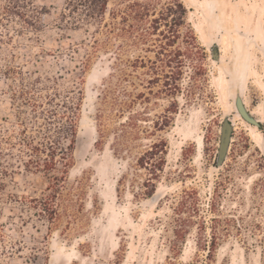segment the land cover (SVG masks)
I'll list each match as a JSON object with an SVG mask.
<instances>
[{
  "label": "rangeland",
  "instance_id": "rangeland-1",
  "mask_svg": "<svg viewBox=\"0 0 264 264\" xmlns=\"http://www.w3.org/2000/svg\"><path fill=\"white\" fill-rule=\"evenodd\" d=\"M32 3L30 9L39 11L41 43L18 35L20 21L7 20L12 15L2 10L6 4L0 0V57L1 49L15 46L24 59L39 56L51 66L54 59L44 53L61 50L60 66H75L87 49L91 61L84 74L75 162L56 198V220L28 219L32 210L20 212L21 204L10 198H41L49 186L46 177L19 172L7 178L1 193L2 263L163 264L172 202L185 195L179 264H207L214 234L211 264H264V0H110L100 24L87 0V32L70 30L63 37L58 27L66 0ZM85 14L79 7L73 16ZM122 16L159 22L129 18L125 23ZM162 16H185L203 50L199 54L189 48L183 26L172 48L184 64L181 89L175 93L165 90L163 79L148 83L156 76V52L168 44L159 32L172 34ZM129 23L137 27V46L123 35ZM149 27L155 28L153 35L140 38ZM4 66L0 61V69ZM2 74L0 90L6 86ZM114 89L118 107L113 106ZM239 94L260 128L239 115ZM8 110L9 101L0 95V117ZM227 119L233 125L231 143L219 166ZM162 141L166 164L160 178L148 183L150 173L139 159Z\"/></svg>",
  "mask_w": 264,
  "mask_h": 264
},
{
  "label": "trees",
  "instance_id": "trees-1",
  "mask_svg": "<svg viewBox=\"0 0 264 264\" xmlns=\"http://www.w3.org/2000/svg\"><path fill=\"white\" fill-rule=\"evenodd\" d=\"M1 1H5L6 4L2 10L12 15L7 20L20 21L22 29L18 35L25 37L29 43H41L43 37L41 22L39 16L35 15L39 14V11L30 9L34 6L32 0ZM109 2L110 0H90L93 17L99 24L108 12ZM79 7H84L85 16H73L79 11ZM122 18L125 23L129 22V18L152 23L159 22V19L150 20V16H122ZM162 19L166 23L165 27H169L167 33L172 34L166 36L165 32L160 31L159 28L154 33L156 35L160 31L159 34L165 35L168 39V44L160 46L161 49L156 52V60L152 62V71L156 76L148 83H159L163 79L165 90L175 93L181 89L179 82L183 75L184 64L182 60L176 58L172 48L175 47L173 43H176V40L183 35L181 31L183 26L186 28L185 37L188 39L186 43L189 48L192 51L196 50L199 54L203 50L198 45L193 29L187 24L185 16H162ZM2 21L3 19L0 23ZM58 28L63 31L62 37L66 36V32L70 30L85 29L87 32V0H66L65 12L60 17ZM154 30L155 28L149 27L144 30L140 38L147 39L153 35ZM123 31V35L127 36L130 43L137 46L140 39L138 40V36H135L136 25L129 23L128 28H124ZM8 40L12 42L11 37ZM82 45L87 48V38L83 40ZM85 50L86 56L78 64L75 66L67 64L61 67V50L44 53L46 59H54L53 64L47 66L41 62L39 56L24 59L22 51L15 46L1 49L4 56L0 57V61H3L5 66L0 69V72H3L6 86L0 90V95L9 101V112L5 117H0V220L4 216L1 208V193L5 190V180L13 178L19 172L42 175L49 180L48 189L41 198L31 197L20 201L11 195L12 201L15 200L21 204L20 212L31 209L32 215L28 219L34 216L44 223L52 224L56 220V198L75 162L74 154L84 100V74L91 61L90 56L87 58V49ZM72 52L76 53V48H73ZM74 61L75 57L70 56V62ZM136 61L145 65V62H141L142 60ZM131 66L135 68L134 65ZM112 93L113 106H121L116 89ZM166 148L167 144L163 141L153 143L139 159L140 166L150 173L151 178L148 183L160 178V173L163 172L166 164ZM154 192L155 189L151 196ZM172 203V216L165 226L169 253L163 264H179L177 260L185 236L183 216L188 209L185 195L174 197ZM192 208V211L197 209L195 205ZM2 232V225H0L2 238L0 241L5 239ZM216 246V234H214L208 249L207 264H211ZM35 257V255L33 258L29 257L28 261H32ZM0 264H3L1 260ZM197 264H203V262L199 261Z\"/></svg>",
  "mask_w": 264,
  "mask_h": 264
},
{
  "label": "water",
  "instance_id": "water-1",
  "mask_svg": "<svg viewBox=\"0 0 264 264\" xmlns=\"http://www.w3.org/2000/svg\"><path fill=\"white\" fill-rule=\"evenodd\" d=\"M214 58L219 61V50L217 46L213 49ZM235 106L239 113V115L244 119L246 122L253 126L261 127V123L253 116V114L248 110L242 96L239 94L235 100ZM233 130V125L231 124L230 120L227 119L222 127V137L218 151V165L221 166L229 152L230 143H231V134Z\"/></svg>",
  "mask_w": 264,
  "mask_h": 264
}]
</instances>
